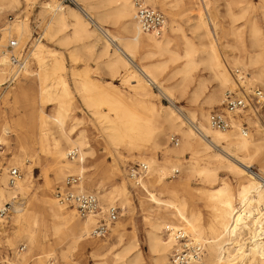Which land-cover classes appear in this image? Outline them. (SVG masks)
Listing matches in <instances>:
<instances>
[{
  "label": "bare ground",
  "instance_id": "6f19581e",
  "mask_svg": "<svg viewBox=\"0 0 264 264\" xmlns=\"http://www.w3.org/2000/svg\"><path fill=\"white\" fill-rule=\"evenodd\" d=\"M17 1L0 0V14L18 4ZM78 1L79 6L83 5L80 8L70 5L62 6L60 1L56 4L55 0L47 3L46 8L52 13V24L56 31L71 25L72 35H66L63 40L86 36L93 37V43L96 44L102 39L103 53L111 57L108 59L107 67L116 73L119 69L124 71L122 82L128 86L131 97L137 98L136 105L143 109L144 113L141 114L133 110L128 103L119 102L115 96L111 102L107 99L104 101L98 99L93 102L87 94L89 88L84 86L80 88V95L86 106L99 122L104 123L101 143L104 142L107 153L112 155L111 149L116 153H120V150H127V152L134 150L137 161L147 165V171L142 180L137 183L131 182V185L137 191L139 207L147 221L148 249L154 255L155 264H174L170 258L176 241L171 235L163 236L166 225L183 229L190 237L203 244L204 249L200 258L189 261L187 264H264V123L258 115L249 110L247 113L244 111L242 116L235 117L232 128L213 129L207 123L208 111L204 109L203 103H198L194 109L187 110V115H184L173 106L172 87L164 86L160 80V75L170 68L169 64L184 59L181 66L174 68L173 71L170 70L171 75L182 76L177 84L182 95L195 81L191 91V97L195 98L199 93L205 92L206 86L205 78L196 77L194 71L201 63H205L210 79L217 83V88L207 92L205 96L204 103L209 107L213 103L221 104L222 90L227 91L233 87L235 89L237 81L264 86V65L255 66L258 62L264 61V50L259 49L254 54L245 53L241 28L234 26V23L239 17H243L246 11H255L264 19V0H258L255 3L251 0L226 1V10L232 23L231 33L240 39L238 44L241 47L240 52L236 55L234 53L231 59L223 55L217 44L218 36L214 32L217 30V22L210 19L208 15L207 0H197L194 3L198 11L195 26L199 29L203 28L202 35L208 39L202 51L204 54L202 57H198L195 43L182 32V27L174 19V14L167 11L168 7L163 0H145L153 7L158 5L166 10L170 17L168 33L166 34L164 30L160 36L141 31L135 19L132 0H103L109 4L116 3V8L113 11H103L102 14L94 10L96 5L93 3L86 0ZM244 1H246L245 4L238 7ZM235 9H239V12ZM101 16H113L120 20L127 17L128 23L123 26L125 34L117 35L101 26L99 24ZM69 19H72V24ZM247 26L251 43L259 48L264 46V34L257 18H249ZM3 31L4 38L6 34L28 35L30 33L28 16L24 15L21 18L16 16L13 21L5 25ZM177 40L181 41V52L171 49L172 45H176ZM39 43L40 41H36L34 46ZM40 45L39 51L42 52L44 44ZM139 49L143 53L140 60L159 57L167 52L171 55L169 59H156L149 63L138 64L135 62V57ZM39 58L42 64L38 84L40 110L43 111L46 103H53L52 112L38 114L40 125L37 135L34 113L31 111L30 123L25 128L24 136H16L15 141L10 138L8 127L4 124L0 125V145L3 143L6 146L7 153H10L9 163L20 168L22 173L11 186L7 183L4 172L0 177V209L4 204H10L9 218L13 226V234L10 235L6 234L4 229L0 230V242L12 247L14 240L23 238L27 247L24 252L16 251L15 260L9 264H29L30 262H32L30 264H46L49 258H53L56 264L60 262L80 264L82 259H72V253L81 251L87 246L91 248L90 256L97 264H143L134 232L132 231L127 239L124 237L126 224L116 221L111 228V234L117 243L124 246L121 252H112L109 242L92 238L91 231L96 225V219L107 207L116 206L115 204L118 203L122 212L129 210V218L134 207L128 198L126 181L119 175L115 164L107 171L102 170L105 175L100 180H95L86 173L89 169H94L96 173L101 171L97 168V163L88 165L90 158L94 157L95 148L87 138V131L85 129L75 131L74 126H67L68 121L78 120L80 123L83 119L72 115L75 109L74 101L67 97L69 90L64 78L59 75L56 84L49 82L48 70L54 73L61 69L59 59H54L52 65L46 66L42 61L43 58L41 56ZM232 69L235 73L237 71V75L232 74ZM10 71L6 57L2 56L0 85L6 83ZM241 78L244 80L241 81ZM153 84L158 86L159 95L167 97L172 102L171 105L154 102L158 94L153 92ZM246 89L248 90L249 87L247 86ZM22 93L26 95L25 90H22ZM103 103L109 105V109L115 113L113 118L99 110ZM241 118L252 124L256 135L241 134L238 129ZM194 124L201 130L202 135L194 130ZM49 125H54L59 138L53 137L49 147H44L43 142L48 134H53ZM168 132L180 134L181 144L179 146L178 142L174 147L165 146L163 153L166 159L160 161L156 157L160 147L159 141ZM36 135L40 150L49 154L51 158L49 164L55 180L62 179L65 171L89 177L86 181L84 178L81 179L74 189L92 191L94 190L92 187L95 186V194L97 197L100 194L107 204L106 207L100 206V213L78 218L74 208L68 210L67 207L59 204L46 187L42 191L37 206L33 205L31 200H22V195H27L32 189L34 180L31 163H24L26 160L29 161V158L22 159V156H26L29 148H33L35 141L33 139H36ZM150 140L152 141L150 147L142 145V142ZM72 148L78 150V157L71 161L67 158V151ZM184 152L191 154L190 159L182 158ZM254 160H257L260 165L257 173L251 170ZM201 161L204 162L199 164ZM180 168L210 185L220 180L214 187H201L197 190L205 206L211 211L206 224L202 212L193 206L194 194L188 190V187L182 186V183L170 186L164 182L169 171H179ZM220 169H225L236 179V190H233L225 178H219ZM114 176H120V182L106 186V182H110ZM155 186H158V192H155ZM182 191L185 194H181ZM163 195L166 196L163 198ZM60 232L63 234L61 240L67 241V246L60 252V260H58L51 240L54 233Z\"/></svg>",
  "mask_w": 264,
  "mask_h": 264
},
{
  "label": "rangeland",
  "instance_id": "374dc122",
  "mask_svg": "<svg viewBox=\"0 0 264 264\" xmlns=\"http://www.w3.org/2000/svg\"><path fill=\"white\" fill-rule=\"evenodd\" d=\"M53 0H18V4L7 8L0 14V25H7L10 21H13L16 16L23 17L24 15L28 16V24L30 33L26 34H18V35H8L6 37H14L17 39L21 46L29 44L33 38H40V43L33 47L32 54L29 62L27 63L24 71L21 73L20 76L16 78L15 81L10 82L8 80V76L6 79V83L0 85V125L4 124L8 127L10 132V138L15 141V137H23L25 133V128H27L29 122V113L32 111L34 113V121H35V131L37 135L39 134V125L40 120L38 114L40 113H51L53 108V103H46L43 107V111H41V102L39 100V91H38V84H39V75L41 69V61L39 60V56L43 59L42 61L46 66L52 65L54 59H59L60 70L57 71H50L49 72V82L55 83L57 77L62 75L69 90L67 97L74 101L75 109L72 111V115L82 118L83 120L79 123L78 120L76 121H68L67 126L71 125L75 127V131L79 130H86L87 131V138L89 139L90 144L92 145L95 151L94 157L90 158L88 165H92L97 163V168L100 169L101 172H95V170H88L86 173L91 175L92 178L95 180H100L105 174L102 170L107 171L111 169L113 164L119 170V175L122 176L127 185L128 190V198L132 203L133 211L130 214L129 218V210H125V213L120 210V216L116 220L117 222L120 221L125 225V235L126 239L130 236L132 231L137 239L139 244V249L141 252V257L143 260V264H155L154 255L150 253L148 249L147 243V221L144 218L143 212L140 210L139 207V199L137 196V191L131 185V182L126 176V166L139 162L137 158L134 156L136 152L134 150L128 151L127 150H120V153H116L113 149H111V153H107L104 148V142L101 143L102 138V126L104 125L103 122H99L92 114L91 110L86 106L83 98L80 95V88L84 86L85 88H89L87 91L90 100L96 102V100H110L113 101L115 98L121 103H128L130 107L133 108L135 111H139L143 114V109L136 105L138 103L137 98L131 97V93L128 90V86L122 82V77L125 75L124 71L119 69V72L111 71L107 67L108 59L111 57L108 54L103 53V44L102 39L97 42L96 44L93 43V37H81V38H69L68 40H63L66 35H72V27L71 25L67 28L56 31L54 25L52 24V13L49 12V9L46 8L47 3H51ZM78 1V0H77ZM88 2L93 3L95 6V11L99 12L100 14L103 11H113L116 8V3H106L103 0H86ZM197 0H163L168 7L167 11H171L174 14V19L178 22L179 26L182 27V32L187 35L192 41L195 43L196 48L198 49V57H202L203 49L206 47L208 43V39L202 35L204 29L196 28V15L198 11L196 10L197 5L194 4ZM227 0H207L208 3V15L210 19H214L217 22V30H214L217 33V44L221 48V52L223 55L227 56L228 59L230 57L238 54L241 50L239 43L240 39H237L234 34L231 33V25L230 18L227 13L226 7ZM252 2H257L258 0H251ZM59 0H55L57 4ZM79 2V1H78ZM246 1L240 3L238 7H242ZM62 6H69L61 4ZM150 5V4H149ZM83 5L80 4V7ZM151 6V5H150ZM157 9L163 12L166 17V27L165 32L168 33V23L170 20L167 11L161 8L160 6H155ZM237 9V8H236ZM239 12V9L236 10ZM203 12V11H202ZM256 17L259 25L262 29V34H264V19L261 18L260 14L256 13L255 11H246L243 17H239L238 20L234 23L235 27L241 28L242 32V40L244 44L245 53L254 54L259 49L264 50V46L261 48L257 47L250 40L248 36V26L247 22L249 18ZM72 19H69L70 24H72ZM8 22V23H7ZM99 23V22H98ZM128 23V18L124 19H117L116 17H103L101 16V22L99 23L101 26L110 29L114 34L117 35H124L123 26ZM4 25V27H5ZM247 31V32H246ZM4 32V31H3ZM179 34V33H178ZM40 44H44L43 51L40 52ZM176 45H172V50H178V52L182 51V44L180 40H177L175 43ZM179 46L177 47V45ZM228 45V46H227ZM253 45V46H252ZM205 46V47H204ZM231 46V47H230ZM240 48V49H239ZM233 51V52H232ZM229 54V55H228ZM170 53H165L162 56H155L153 58H146L143 60L142 56L143 53L139 49L136 52L135 62L138 64L143 62L144 64L150 61H154L156 59H169ZM138 57V58H137ZM137 58V59H136ZM184 59H180L172 64H169L170 68L165 70L160 75V80L164 86L172 87V101L173 106L182 112L184 115H187V110H192L196 107L198 103L205 105L204 109L208 111V113L213 109H220L221 104L213 103L212 106L205 104V96L212 90L217 88V83L210 79L208 74V68L206 67L205 63H201L194 71V75L197 77L201 76L205 80V92L199 93L197 97H191V91L194 88L195 81L190 84L186 93L182 95L180 90L177 87L178 82L181 80L180 74L171 75V71L174 68L181 66ZM264 65V61L258 62L255 66L260 67ZM172 69V70H171ZM171 70V71H170ZM250 71V70H249ZM248 72V70H247ZM11 73V71H10ZM52 74V75H51ZM231 76V73H229ZM232 74L237 75L232 69ZM231 78H233L231 76ZM8 80V81H7ZM256 82V81H255ZM246 87L253 88L255 86H261L260 84L250 85L246 81L244 82ZM54 84V85H55ZM175 86V87H174ZM24 88V89H23ZM234 88V87H233ZM22 90L26 91V95L22 93ZM152 90L154 93H157V97H155L154 102L156 104L162 103L164 105H171L172 102L165 96L159 95V88L156 84L152 85ZM226 89H223L220 93V96L223 98ZM189 92V93H188ZM208 92V93H207ZM116 94V95H113ZM120 96V97H119ZM188 96V97H187ZM31 97V98H30ZM115 99V100H116ZM33 102H32V101ZM132 101V102H130ZM200 101V102H199ZM32 104V105H31ZM99 110L109 115L110 117H114L115 113L109 109V105L103 103L100 105ZM247 113V111H245ZM254 116V115H253ZM254 118H256L254 116ZM250 127L249 134L256 135L255 129L251 123H248ZM53 134H48L46 140L43 142L44 147H49L50 142L52 141L53 137H57L58 133L54 125H49ZM23 132V133H22ZM36 135V139L33 142V148H29L26 156H22L23 158H29V161H24L25 164L32 165V170L34 173V180H33V187L27 195H22V200L30 201L31 203L37 206L39 203V199L41 198L42 191L46 187L49 190V193L55 198V190L57 187H61L63 184L64 179L68 175H72V172L65 171L63 174V178L60 180L54 179V174L52 168L50 167V156L46 152H42L40 150V145L37 143L38 136ZM170 135H177L179 138V146H180V134L168 132L165 137L161 138L159 141L160 147L156 152V157L163 161L166 159L163 151L164 147H174L169 143V136ZM95 139L99 141H94ZM13 141V143H14ZM142 145L145 147H150L152 145V141H144ZM2 152L0 155V167H3V172H5V168L9 166H13L9 163L10 153H7L6 146L1 143ZM130 153L132 155H130ZM33 155V157H32ZM132 156V158L129 157ZM127 156V157H126ZM191 154L189 152H184L182 158L190 159ZM34 158V159H33ZM204 161L199 162L203 163ZM260 165L257 160L253 161V165L251 170L254 173L259 171ZM20 173L21 169L19 168ZM45 174H44V173ZM89 172V173H88ZM22 175V173H21ZM120 176H114L110 182H106V186H110L111 183H119ZM219 178L223 177L231 184L233 190L237 188L236 179L232 176V174L228 173L225 169H220L218 171ZM88 180L89 177L83 176L82 179ZM91 180V179H89ZM165 184L170 186L175 184L182 183V186L188 187V190L194 194L193 197V206L199 209L203 214V220L206 224L209 221L211 211L205 206V202L199 194L197 193L198 188L201 187H214L219 184V181H216L214 184L210 185L204 182L202 179L195 175H189L185 169L180 168L179 173L177 175L172 176V172L169 171L166 174L164 179ZM155 192H158V186H155ZM94 190H87L89 192L96 193L95 186L92 187ZM184 191L181 192L183 194ZM185 194V193H184ZM166 195H163V198ZM21 197V195L19 196ZM26 197V198H25ZM98 199L100 206L103 205L106 207V201L98 194ZM58 202V201H57ZM116 206L119 207V204L116 203ZM67 207V206H65ZM70 210L71 207H67ZM104 212V211H103ZM11 215L10 211L5 219L4 223L1 226L0 230H5L6 234L10 235L13 234V226L11 225V220L9 216ZM76 216L80 218L77 213ZM98 216L97 219H99ZM96 219V220H97ZM115 221V222H116ZM97 223V221H96ZM115 223L111 224L109 227V232L104 237H92L94 240L97 241H105L110 243V247L112 246V252H121L123 249L122 244H118L116 239L111 234V228L114 226ZM96 226V225H95ZM94 226V227H95ZM93 229V228H92ZM164 236V235H163ZM165 237V236H164ZM63 234L54 233L52 236V245L55 247V257L56 259L60 260V252L62 249H65L67 246V241H62ZM126 242V241H125ZM124 243V242H123ZM27 249L26 242L23 238H17L14 240V246L9 247L4 242H0V264H9L15 260L16 251L24 252ZM90 247H86L85 249L79 251H75L72 253V259L77 260L81 258L80 264H97L95 259L90 256ZM34 255V253H32ZM32 263V262H30ZM29 263V264H30ZM62 264V262H60Z\"/></svg>",
  "mask_w": 264,
  "mask_h": 264
},
{
  "label": "built area",
  "instance_id": "2783aa9c",
  "mask_svg": "<svg viewBox=\"0 0 264 264\" xmlns=\"http://www.w3.org/2000/svg\"><path fill=\"white\" fill-rule=\"evenodd\" d=\"M61 4L76 6L80 8L76 0H59ZM135 8V19L139 24L142 32L153 33L160 36L166 27V17L162 11L156 7L150 6L145 0H132ZM4 25H0V59L5 56L11 68V73L8 80L13 82L24 71L32 54V48L36 41L40 38H33L29 44L21 46L14 37H3ZM237 72V71H236ZM244 78H241L243 81ZM234 89L225 91L220 109H213L207 115L208 125L216 130H228L234 126V119L236 116H242L244 111L251 110L258 115L262 123H264V87L256 86L246 89L243 83L238 84ZM194 130L202 135L201 130L196 124L193 125ZM238 129L242 135L249 134L250 127L247 120L241 118L238 123ZM179 138L177 135L169 136V143L177 146ZM2 147L0 145V155ZM78 157V150L76 148L67 151V158L75 160ZM147 165L141 162H136L126 166L125 172L127 178L132 182H139L145 176ZM7 176V183L14 185L16 180L20 178L21 173L18 167L9 166L5 168L4 172ZM178 170L172 171V176L177 175ZM3 174V167H0V177ZM81 175H68L61 187L55 190V198L58 203L67 207L74 208L77 215L85 218L89 215H95L101 212L100 203L97 195L88 191H76L74 186L80 183ZM10 204H4L0 209V228L9 214ZM120 216V208L118 206H109L97 219L96 226L91 231L92 237H104L109 232L111 224ZM163 235L166 237L171 235L176 244L173 249L171 260L174 264H187L189 261H196L200 258L203 252V244L190 237L183 229L173 228L166 225L163 229ZM46 264H56L53 258H49Z\"/></svg>",
  "mask_w": 264,
  "mask_h": 264
}]
</instances>
